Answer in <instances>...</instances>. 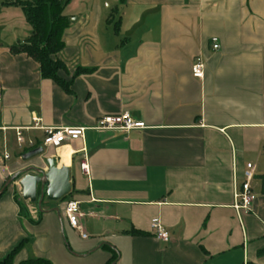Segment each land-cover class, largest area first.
Wrapping results in <instances>:
<instances>
[{
  "label": "crops",
  "instance_id": "obj_1",
  "mask_svg": "<svg viewBox=\"0 0 264 264\" xmlns=\"http://www.w3.org/2000/svg\"><path fill=\"white\" fill-rule=\"evenodd\" d=\"M4 1L17 0H0V25L12 34L0 45V189L27 169L46 171L55 157L70 170L66 200L80 203L81 216L73 230L61 201L44 203L39 217L14 183L0 199V258L27 241L32 253L25 245L14 264H107L113 250L116 264H264V0H70L61 76L93 70L73 79L71 93L11 53L32 28ZM196 59L203 79L193 77ZM123 112L146 129L92 130ZM71 127L86 128L84 139L23 161L29 148L20 149L16 129L42 147L46 129ZM247 164L257 200L237 210ZM154 220L169 242L157 239Z\"/></svg>",
  "mask_w": 264,
  "mask_h": 264
},
{
  "label": "trees",
  "instance_id": "obj_2",
  "mask_svg": "<svg viewBox=\"0 0 264 264\" xmlns=\"http://www.w3.org/2000/svg\"><path fill=\"white\" fill-rule=\"evenodd\" d=\"M69 3L70 0H17L15 3L10 1L2 3L3 6L13 4L20 7L25 14L27 23L32 28L31 36L24 42L11 47V53L13 55H25L35 61L39 65L42 78L53 81L66 93H71L73 79L93 73V70L78 68L70 81H66L61 76L62 72H67L66 64L58 59V55L65 49L66 45L63 37L71 25L70 19L65 14ZM39 147L40 145H36L34 149ZM34 149L24 151L23 156ZM261 181L262 192L264 193V175L261 177ZM6 183L1 189L5 187ZM67 198L63 202L68 201L66 200ZM42 214L41 211H38L39 217ZM134 234L143 235V233L139 232H135ZM26 242L22 241L5 258L0 259V264H14L15 258L24 249ZM109 249L112 248L109 247ZM113 252V257L107 264H114L119 259V253L115 250ZM260 255H264V251L260 252ZM20 264L53 263L49 260L38 258L29 259Z\"/></svg>",
  "mask_w": 264,
  "mask_h": 264
},
{
  "label": "built area",
  "instance_id": "obj_3",
  "mask_svg": "<svg viewBox=\"0 0 264 264\" xmlns=\"http://www.w3.org/2000/svg\"><path fill=\"white\" fill-rule=\"evenodd\" d=\"M213 51L218 52L222 49L219 39H212ZM205 65L201 59H196L194 62L192 73L193 77L196 79H203L204 77ZM4 101V89L0 85V105ZM146 126L143 122L136 121L132 118L129 112H123L118 115H106L102 117L96 127L92 130L96 131H119L123 133H129L135 130H145ZM86 128L82 127H71V128H49L46 129L45 140L42 147L47 150H53L58 152L65 145L72 142L84 139ZM16 141L20 149H24L27 144L29 149H34L36 147L35 143L32 141L26 142L23 136V129H16ZM5 159H9V156H5ZM81 170L86 174H90V167L88 158L83 155V162L81 164ZM255 166L253 164H247L245 170V180L241 187L238 188L235 198L237 200L236 209L237 210H251L253 204L257 200L256 195L253 192L251 182L254 179ZM37 212V211H36ZM80 213V203L74 200H68L65 203V217L69 226L76 231H80L79 218ZM152 230L158 240L163 242H169V234L161 224L159 220H154L151 225ZM82 239H87V235L81 233Z\"/></svg>",
  "mask_w": 264,
  "mask_h": 264
},
{
  "label": "water",
  "instance_id": "obj_4",
  "mask_svg": "<svg viewBox=\"0 0 264 264\" xmlns=\"http://www.w3.org/2000/svg\"><path fill=\"white\" fill-rule=\"evenodd\" d=\"M43 155H45V149L39 147L26 153L22 159L30 161ZM46 165L48 167L46 171L31 168L18 173L0 190V198L18 180L22 199L33 205L36 204L41 212H43L44 203H59L70 196L72 192L70 170L67 167L58 166L55 157L46 159ZM55 212L60 215L58 209H55Z\"/></svg>",
  "mask_w": 264,
  "mask_h": 264
},
{
  "label": "rangeland",
  "instance_id": "obj_5",
  "mask_svg": "<svg viewBox=\"0 0 264 264\" xmlns=\"http://www.w3.org/2000/svg\"><path fill=\"white\" fill-rule=\"evenodd\" d=\"M22 1H26V0H22ZM70 4V3H69ZM1 5V4H0ZM0 23L2 24V19L0 18ZM4 25V24H3ZM7 25V24H6ZM8 26V25H7ZM0 45H1V43L2 44H8L9 42H11V40H12V38H11V33L9 32V30H8V27H4V26H2V25H0ZM17 30L19 31L20 29L19 28H17ZM50 153V151L49 150H47V149H45V154H49ZM45 167H46V169L48 168L47 167V165L45 164ZM15 183H19L18 181H16ZM14 184V183H13ZM12 184V185H13ZM15 187V186H14ZM19 199H20V201L22 200V196L20 195V197H19ZM50 204H57V203H50ZM26 205H27V209L28 208H31L30 206H31V204H30V202H26ZM32 208L33 209H36V210H38V206L35 204V205H33L32 204ZM35 213H36V211H35ZM21 243V242H20ZM19 243V244H20ZM18 244V245H19ZM17 245V246H18ZM25 245H26V248L28 249V251H29V253H32V248H31V246L29 245V243H25ZM16 246V247H17ZM32 259H36V257H31ZM1 259V258H0Z\"/></svg>",
  "mask_w": 264,
  "mask_h": 264
},
{
  "label": "bare ground",
  "instance_id": "obj_6",
  "mask_svg": "<svg viewBox=\"0 0 264 264\" xmlns=\"http://www.w3.org/2000/svg\"><path fill=\"white\" fill-rule=\"evenodd\" d=\"M64 149H66V148H64ZM64 149H61V150L64 151ZM61 150H60V152H61ZM60 156L62 158V163L63 164H67V163L70 162L71 152L70 151L69 152H64V153L62 152V154Z\"/></svg>",
  "mask_w": 264,
  "mask_h": 264
}]
</instances>
